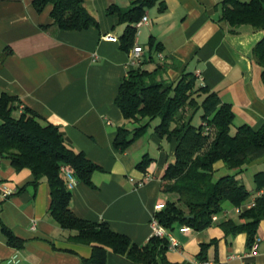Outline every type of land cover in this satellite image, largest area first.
Wrapping results in <instances>:
<instances>
[{
  "label": "crops",
  "instance_id": "obj_1",
  "mask_svg": "<svg viewBox=\"0 0 264 264\" xmlns=\"http://www.w3.org/2000/svg\"><path fill=\"white\" fill-rule=\"evenodd\" d=\"M84 1L98 27L61 30L53 24L51 5L38 12L33 0H0V94L16 95L23 107L58 125L75 150L103 168L94 173L93 185L78 181L71 188L72 211L89 221L107 222L112 230L143 245L153 236L155 212L174 197L164 190L162 176L175 161L177 140L159 136L153 121L128 150L115 148L119 127L133 130L136 124L127 121L115 103L120 83L130 70L131 51L120 47L128 24L108 14V8L129 9L134 0ZM220 1L164 0V10L159 3L146 8L150 22L140 27L136 44L144 50L146 69L160 67V79L176 83L183 73H194L198 85L207 86L232 105L235 129L243 124L258 129L264 125V81L262 68L251 54L264 30L245 25L231 33L229 25L221 21ZM108 35L115 39L108 40ZM151 37L161 43V50L150 49ZM145 155L152 162L144 172L137 164ZM224 166L219 161L215 169ZM252 168L256 169L255 180L256 173L264 171V157L238 175L244 184V173ZM0 180L18 189L14 196L0 201V264H8L7 259L16 253L21 257L19 264H92L87 259L93 246L71 242L69 231L51 216L46 179L35 186L29 168L17 170L12 159L0 155ZM263 192L264 187L253 191L250 201ZM236 207L225 202L217 220L204 230L181 224L166 230L178 243L168 250V261L264 264V220L257 233L259 249L252 255L246 233L227 234L220 226L227 219L241 221ZM4 226L25 240L23 248L8 243ZM203 244L208 248L206 260L201 261L198 255ZM107 264L139 263L109 250ZM158 264L163 263L159 260Z\"/></svg>",
  "mask_w": 264,
  "mask_h": 264
},
{
  "label": "trees",
  "instance_id": "obj_2",
  "mask_svg": "<svg viewBox=\"0 0 264 264\" xmlns=\"http://www.w3.org/2000/svg\"><path fill=\"white\" fill-rule=\"evenodd\" d=\"M159 3L165 9L164 0H134L133 6L123 9L117 5L108 8V14L127 23L120 37V47L130 52L136 44L137 29L133 26L145 15V10ZM221 21L229 25L231 33H238L241 26H251L255 31L264 30V0H221ZM36 11L52 6L53 24L61 30H84L98 27L84 0H33ZM44 28H47L44 26ZM150 49L161 50V43L154 37ZM252 60L262 68L264 81V36L254 46ZM144 60L120 83L115 98L124 118L139 124L133 130L121 126L114 139L116 149L124 152L148 131L151 123L160 118L155 131L162 138L176 139L175 161L170 163L162 176L164 190L172 194L155 217L166 230L181 224L204 230L214 222L213 217L224 209V203L235 206L248 202L254 195L238 178L250 163L264 157V125L254 129L249 124L232 128L235 112L230 103L205 85H198L194 73H183L176 83H166L160 76V67L145 68ZM202 98L201 101L198 98ZM16 95L0 94V155L12 159L17 170L29 168L34 175L32 184L46 179L50 186L49 212L56 223L69 231L71 242L92 245V264H107L109 250L127 256L139 264L170 263L167 252L170 241L167 236L153 235L147 243L138 245L129 236L112 230L107 222H93L78 217L71 209L72 191L61 168H69L77 181L93 185L92 177L103 168L91 161L83 151L75 150L67 141L60 127L47 121L34 110L23 107ZM192 109L187 114V109ZM201 111L199 123L195 117ZM146 120V121H145ZM145 121V122H144ZM222 161L235 174L214 179L215 164ZM152 158L145 155L137 164L147 171ZM256 192L264 187V171L255 175ZM255 205L240 213V222L223 221L220 226L228 233L247 234L249 248L254 244L260 222L264 220V192L254 198ZM8 243L23 248L25 240L17 237L8 227H3ZM208 244H203L198 255L206 260Z\"/></svg>",
  "mask_w": 264,
  "mask_h": 264
},
{
  "label": "built area",
  "instance_id": "obj_3",
  "mask_svg": "<svg viewBox=\"0 0 264 264\" xmlns=\"http://www.w3.org/2000/svg\"><path fill=\"white\" fill-rule=\"evenodd\" d=\"M149 22H150V19H149L148 15L145 14L141 18V20L135 24V27L137 29V34H138L140 27L142 25L149 24ZM107 38H108V40H114L115 39V37L112 35H108ZM143 56H144V50H143L142 46L135 44L131 50V58H130V62H129L130 69L137 68L142 63ZM21 108H23V106H21ZM61 170L65 174L70 188H72L78 182L77 179L75 178V176L73 175V173L71 172V170L69 168L63 166L61 168ZM17 192H18V189L16 187L10 185L8 182L0 180V201L7 200V199L11 198ZM254 205H255V200L253 199L252 201H250L246 205L242 204V205L237 206L236 211L238 213H241L245 209H249V208L253 207ZM217 218H218V216L215 215L213 217V220H217ZM151 223H152V228H153V235L161 236V237L167 236L169 238V241H170V248H172V249H174L175 247L178 246L176 239L171 234H169L163 226L160 225L157 218L155 217V214L152 217ZM260 241H261L260 238H256V240H255L254 244L252 245L251 250L249 252L251 255L259 249ZM20 262H21V257L18 253L14 254L13 256H11L10 258L7 259L8 264H19Z\"/></svg>",
  "mask_w": 264,
  "mask_h": 264
},
{
  "label": "rangeland",
  "instance_id": "obj_4",
  "mask_svg": "<svg viewBox=\"0 0 264 264\" xmlns=\"http://www.w3.org/2000/svg\"><path fill=\"white\" fill-rule=\"evenodd\" d=\"M200 101H201V97L198 98ZM192 109L188 108L187 109V114L191 113ZM200 114H201V111L197 114V116L195 117V120H194V123H199V120H200ZM2 121V120H1ZM0 121V122H1ZM161 122V119L160 118H157L154 120V123L155 125L159 124ZM139 124H136V125H133V126H138ZM235 132V128L233 127L232 128V133ZM256 171V169H250V171H248L247 173H244L245 177H246V180H247V183L245 182V186L247 187L248 190H250L251 192L255 191L256 190V181L253 179L252 177V174ZM237 171L234 170V169H229L227 168L226 166H224V168L220 169V170H217L215 172V175H214V179L217 180L218 178H220L221 176L223 175H226V174H235ZM250 182L253 184V187H251L250 185ZM250 201V200H249Z\"/></svg>",
  "mask_w": 264,
  "mask_h": 264
}]
</instances>
